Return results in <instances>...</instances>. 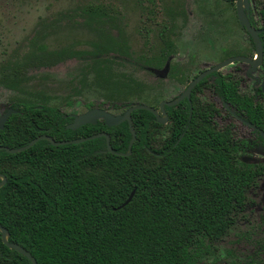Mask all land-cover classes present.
I'll return each instance as SVG.
<instances>
[{
    "label": "trees",
    "instance_id": "1",
    "mask_svg": "<svg viewBox=\"0 0 264 264\" xmlns=\"http://www.w3.org/2000/svg\"><path fill=\"white\" fill-rule=\"evenodd\" d=\"M107 14L89 12L98 23ZM126 45L122 34L111 35L97 51L70 57L98 63L105 47L113 56H129ZM39 50L41 66L65 54L50 52L45 44ZM166 56L163 51L146 60L159 67ZM20 70L5 73L9 88L20 85ZM111 81L104 80L114 99L89 102V108L124 112L134 105L122 99L131 84L112 87ZM192 105V117L187 101L166 108L171 121L166 134L151 112L134 111L137 137L129 156L108 152L104 137L63 146L42 140L16 154L0 150V175L7 179L0 188V224L9 242L29 251L38 264H264L262 246L237 255L245 246L235 234L264 169L239 162L229 132L214 130L201 116L208 109L195 99ZM10 107L19 113L0 130V146L21 148L41 135L60 142L108 133L115 152H128V122L108 127L101 120L71 130L73 119L45 96L20 98L0 106V112ZM232 236L238 245L228 246L221 257L220 244ZM0 264L32 262L8 248L0 233Z\"/></svg>",
    "mask_w": 264,
    "mask_h": 264
},
{
    "label": "rangeland",
    "instance_id": "2",
    "mask_svg": "<svg viewBox=\"0 0 264 264\" xmlns=\"http://www.w3.org/2000/svg\"><path fill=\"white\" fill-rule=\"evenodd\" d=\"M96 9L108 13L100 23L89 16ZM234 21L235 8L224 0H0V106L45 96L50 105L67 114H83L89 102L100 105L114 99V89L105 87L104 80L110 79L112 87L131 84L123 100L158 107L161 101L177 97L196 69L222 59L219 50H205L202 42L215 35L219 45L225 40L221 33ZM119 34L127 40L124 53L129 56H113L105 47L100 64L70 57L97 51L96 45L106 46L107 37ZM41 44L50 52L65 54L59 61L41 66ZM163 51L167 56L161 66L147 63ZM19 67L20 85L11 89L3 77ZM97 71L102 72L100 77ZM163 131L166 134V128ZM238 134L245 136L240 130ZM250 157L249 163L264 166L263 149ZM247 202L239 229L249 231V239L243 243L251 245L264 239V180ZM239 229L235 231L238 236ZM235 240L232 236L221 243L218 254L222 257L228 246H237ZM246 252L242 248L238 255Z\"/></svg>",
    "mask_w": 264,
    "mask_h": 264
},
{
    "label": "flooded vegetation",
    "instance_id": "3",
    "mask_svg": "<svg viewBox=\"0 0 264 264\" xmlns=\"http://www.w3.org/2000/svg\"><path fill=\"white\" fill-rule=\"evenodd\" d=\"M224 1L235 8L234 23L227 25V30L221 33L225 37V40L220 42L219 45H216L213 39L215 38L214 35L212 37H206L207 41L204 40V42H202L205 50L214 53H216L215 51L219 50V52L222 53V59L216 63H207L206 65L196 69L195 73L190 76L189 80L187 82H183V84H185L184 90L172 100L182 96L189 85L198 76L227 60L233 59L234 61L219 69L218 71H214L206 75L192 90L190 99L185 98L178 105L173 107L179 106L184 101H187L191 106V112L193 114L192 100L195 99L202 107H205L204 109H208V111L201 113V116L203 118L206 117L207 120L209 119L214 130H227L229 132L233 149L239 150L236 159L241 163L255 165L257 168L264 169V166H259L254 162L249 163L253 160V158L251 159L250 155H252L255 150H264V0H241L242 10L244 11V14L246 15L251 27L259 37L262 57H259L258 55V43L247 30V28L241 24L238 15V0ZM211 33L214 34L215 32L211 31ZM230 66L231 69L228 72H222L223 69ZM182 78L184 80L185 76L183 75ZM86 107L88 108V111L93 109L89 108L87 105ZM151 107H155L157 109L159 108L157 105ZM167 107L168 106H166L165 109ZM94 108L104 109L100 107ZM7 110L0 112V117L5 114ZM159 112L162 116L161 111ZM191 112L190 116L192 117ZM71 115L80 114H68V116L73 119ZM167 115L168 121L161 125L165 126L168 131L171 121L168 113ZM238 130H240L241 134L244 133L245 136L243 137L242 135H239ZM246 130H248V134ZM263 180L264 170L260 177L259 184L256 187H258ZM254 189L250 191L249 195ZM247 205L248 202L246 204V210L243 213V217L248 211ZM239 228L241 227L238 226V229ZM248 232L249 231L243 232L242 229H239L238 233H240V235L238 236L237 234V237L240 243H243V241L247 242L249 239L248 237L250 236ZM257 245H259V247L262 246L264 249V239L261 238L256 240L251 245H242L245 246L247 252L245 255L239 256H247L248 251L254 249L251 246Z\"/></svg>",
    "mask_w": 264,
    "mask_h": 264
},
{
    "label": "water",
    "instance_id": "4",
    "mask_svg": "<svg viewBox=\"0 0 264 264\" xmlns=\"http://www.w3.org/2000/svg\"><path fill=\"white\" fill-rule=\"evenodd\" d=\"M238 15H239L242 26H245L247 28V30L250 32V34L253 36V38L258 43V49H259L258 55H259V57H262L259 37H258L257 33L254 31V29L251 27L246 15L244 14V11L242 10L241 0H238ZM237 59H240V58H237ZM233 61H234L233 59L227 60V61L215 66L214 68L206 71L202 75L198 76L195 80H193V82L189 85V87L187 88V90L185 91V93L182 96H180L179 98L172 100L170 102H167V101L161 102L159 104L158 109L155 107L145 105V104H135V105H132L130 108H128L123 114H120V115H116L110 111H107L105 109H99V108H93L84 114L71 115L73 117L74 121L68 126V128L72 129V130H78L82 126H85L87 124H94L95 125V124H97V122L99 120H103L105 122L106 126H108V127L119 126L125 122H128L129 127H130V132L132 134V138H131V141L129 143L127 153H118V152H115L113 150L111 143H110V136L108 133H99V134H96V135H93L90 137L67 140V141H60V142L56 141L54 138H52L48 135H42V136H39V137L33 139L29 144H27L26 146H23L21 148L11 149L8 147L0 146V150H5L6 152H8L10 154H16V153L23 152V151H26V150L32 148L39 141H42V140H47L48 142H50L54 146H63V145H68V144H80V143H84L87 141H91L94 139L104 137L107 140L108 152H110L114 155H117V156H129L132 153V148L134 146V143H135L136 137H137L136 131H135L133 124H132V113L134 111L147 110V111L151 112L152 114H154L155 118L157 119V121L160 124H165L168 121V115H167L166 109H165L166 106L173 107L175 105H178L185 98L190 99L192 90L196 87V85L206 75H208L209 73H212L214 71H218L219 69L225 67L226 65L230 64ZM159 111H161L162 116L160 115ZM16 113H18L17 110H15L13 108H9L7 110V112L0 117V130L5 129V125L8 122L9 118L13 114H16ZM191 114H192V112H191ZM0 179H1L0 188H2L6 184L7 179L3 175H0ZM135 193H136V190H134L131 193L128 200L123 204L122 207H125L126 205H128L132 201ZM0 233L2 234L3 243L8 248L15 250L18 253L22 254L23 256L27 257L32 262V264H38L37 260L32 256V254L29 251H27L25 248L19 246L16 243L9 242V233H8L7 229L4 228L1 224H0Z\"/></svg>",
    "mask_w": 264,
    "mask_h": 264
}]
</instances>
